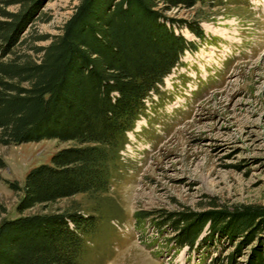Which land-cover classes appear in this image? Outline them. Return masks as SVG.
<instances>
[{
  "label": "rangeland",
  "instance_id": "1",
  "mask_svg": "<svg viewBox=\"0 0 264 264\" xmlns=\"http://www.w3.org/2000/svg\"><path fill=\"white\" fill-rule=\"evenodd\" d=\"M76 4L46 0L21 36H43L28 44L46 46ZM19 8L15 3L5 10ZM156 9L192 47L143 100L124 143L114 149L105 191L17 214L20 192L7 183L20 188L31 168L49 164L52 154L72 143H0V222L63 212L96 218L79 264H227L239 237L232 244L218 233L209 237L205 223L190 248L178 246L174 222L188 214L191 219L207 211L264 207V0H202L188 9ZM254 246L255 241L241 246L231 264H246ZM261 256L264 264V246Z\"/></svg>",
  "mask_w": 264,
  "mask_h": 264
},
{
  "label": "trees",
  "instance_id": "2",
  "mask_svg": "<svg viewBox=\"0 0 264 264\" xmlns=\"http://www.w3.org/2000/svg\"><path fill=\"white\" fill-rule=\"evenodd\" d=\"M45 1L0 0V143L53 139L72 145L52 154L49 164L31 168L20 188L7 183L20 192L17 214L37 204L107 189L114 149L124 143L143 100L192 47L174 34L173 21L157 5L167 11L202 2L76 0L59 34L44 47L29 46L46 39L21 36ZM15 3L18 12L5 10ZM191 31L201 37L196 27ZM190 216L174 222L180 232L178 246L190 248L208 223L209 237L218 233L231 244L240 238L225 263L231 264L241 246L255 241L246 264H262L264 207ZM97 224L96 218L68 212L2 220L0 264H79L87 250L85 236Z\"/></svg>",
  "mask_w": 264,
  "mask_h": 264
}]
</instances>
